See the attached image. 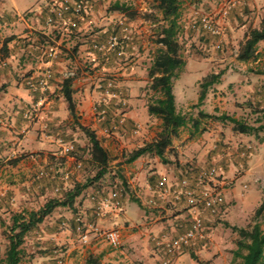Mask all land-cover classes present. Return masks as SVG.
Wrapping results in <instances>:
<instances>
[{"label":"rangeland","instance_id":"1","mask_svg":"<svg viewBox=\"0 0 264 264\" xmlns=\"http://www.w3.org/2000/svg\"><path fill=\"white\" fill-rule=\"evenodd\" d=\"M115 2L129 9L125 16L114 11L113 6L116 5L112 4ZM238 3L239 0H201L198 2L186 1L182 4L179 18L181 32L177 40L184 66L175 72L172 78V87L176 95L177 109L187 117L197 116L194 106L197 103L200 83L212 73L223 72L219 83L208 89L210 106L219 102L229 116L250 125L258 126L257 119L264 122V113L256 109L253 97V93L264 83V75L256 73L264 71V47H261L260 50V62L255 63V60H250L244 63L237 59V53L246 32L243 29L239 32V29L248 20L251 26L252 24L257 25L261 16L259 14L258 17L256 11L246 7L244 10L247 14L246 22L241 16L235 15L236 21L232 20L233 25H229V21H231L229 14L237 10L240 12L242 9ZM262 8L264 9V6ZM98 9L101 14L96 12V17L99 20L108 19L103 21L107 24L114 22L118 26V30L116 28L117 31L112 34L105 31L106 35H109L104 41L97 44H106L110 35H116L119 40L117 51L122 54L119 56L115 51L106 52L105 55L96 52L98 58L96 83L88 85L90 89L96 88V119L109 123L111 119L125 118L126 106L123 105V101H120L122 98L116 99L117 105H115V108L121 110L110 112L108 114L110 117L99 111V105H108L111 100H114V97H111L108 92L120 90L123 86L119 85L120 79L122 81L134 78V81L137 82L134 87L137 95L133 99L138 101L136 106L138 121H133L132 124L122 121L123 124L122 122L119 124L122 127L120 131L122 134L119 137L116 135V130L110 128L109 125L102 126L101 131L97 130L100 142L103 143L105 140L111 139L115 144L114 148L108 151L107 173L102 178L103 181H100L103 185L100 186L99 182L96 185L99 187L96 192L90 189L81 194L75 200L73 209L61 207L55 209L38 226L37 231L28 234L19 264H86V260L92 257H97L99 264H197L190 257L191 252L197 260L204 264H240L241 260L233 255L238 235L230 227L250 228L257 224L264 230V211L260 217L255 218L254 216L255 210L264 201V132L257 136H237L238 134L232 131L230 124L224 123V127H222L220 122L208 119L203 120V125L200 126L202 131L193 136L189 126L180 130L178 139L179 141L185 140L181 146L175 145L177 139L173 140L174 147L169 148L164 157L167 163H162L167 166L166 171L174 172L173 165L176 161L175 169L182 166L184 170L193 172L215 164L221 166L225 172L227 181L225 189L234 190V192L230 194L227 191L224 192L225 203L218 216L205 222L206 240L166 262L168 258L158 243L182 233L171 231V229L175 219L187 218L185 215L179 217L187 210L176 211L179 206L172 204L173 202L169 200L170 196L160 201L161 207H158V203L154 209L149 207L147 200L152 197L153 190H150L149 193L146 192L147 177L141 172V164L135 171H132L126 166L125 161L126 155L131 151L154 140L158 134L157 129L160 128V121L153 117L147 118L144 112L154 98V93L150 89L151 78L148 76V70L156 50L153 43L156 29L155 18H153L155 10L151 0H110ZM156 18L160 20L161 16L157 15ZM203 19L216 28L219 34L213 35L207 32L202 25ZM105 26L107 27L104 25L100 29L99 25H96V32L106 28ZM5 34V32L1 34L0 42L8 38L5 37L7 36ZM125 35L128 39H124ZM85 73L91 75L93 70L85 69ZM124 86L127 87V85ZM216 112L214 111V113ZM32 117L25 120L33 123ZM27 130L26 128L20 133L14 134L13 137L15 140L21 141ZM187 136L193 137L189 141L195 143L196 146L186 145ZM220 136L225 142L222 143L223 148L232 149L233 153L229 156L232 160L231 163H225L228 159L225 155L215 159L207 158L206 149L204 147L198 149L200 140L206 138L212 142ZM72 139H76L78 144L83 146L81 150L86 146L84 144L87 143V140L82 133L75 134ZM85 153L86 150L82 156H85ZM218 153L224 152L221 150ZM250 159L252 162L247 163ZM18 160V158H11L0 167L15 165L14 163ZM154 160L155 162L152 160L147 163V166L156 165L157 158ZM230 164L233 165L231 172L229 170L231 168H228ZM81 168H77V170H82ZM84 171L88 174V179L96 173L89 165L84 168ZM248 171L250 174L246 178ZM167 177L171 178L170 182L173 184L182 178L179 173L176 176L169 172ZM131 184L135 186L137 195L130 192L128 186ZM56 188L59 190L56 191ZM68 189L69 187L64 188L63 184L58 186L56 184L47 193L41 195L30 192L26 201L28 209L37 210L53 198L62 199L63 192ZM1 190L3 189L0 182ZM115 190H120L121 195L126 198L125 204H123L124 200L121 201L120 210L112 211L118 217L108 219V215L96 216L94 214L96 195L105 199ZM93 197L95 200L92 199ZM180 201L182 200L180 199L176 203ZM5 205V203L2 205L0 203V258L3 257L7 244L4 230L9 223L10 213L18 212L20 208L14 207L10 210ZM86 210L93 212L90 220L86 215ZM105 219L107 220L104 222ZM89 221L96 222L95 225L103 230L118 229L121 235L119 246L112 247L105 240L94 238L92 233L89 234L87 243H82L81 234L77 228L80 227L81 232L86 231L85 226L91 224ZM167 221L171 224L168 231H159L158 228L164 226Z\"/></svg>","mask_w":264,"mask_h":264},{"label":"crops","instance_id":"2","mask_svg":"<svg viewBox=\"0 0 264 264\" xmlns=\"http://www.w3.org/2000/svg\"><path fill=\"white\" fill-rule=\"evenodd\" d=\"M106 1L110 0H93L90 4L89 13L83 20L78 22V27L76 29H69L60 22H56L53 25L46 24L45 17L49 0H0V36L5 32V35H7L5 37H8L0 42V61L6 64L4 67H0V166L3 163H7L11 158L19 159L18 162L14 163L15 165L0 167V182L3 189L0 191V203L1 205L5 203V206L10 210L14 207H17V209L20 207L18 212L23 210L30 211L31 209H28V204H26L30 192L41 195L47 193L56 184L57 186L63 184L64 188L69 187L70 189L74 183H80V181L84 182V178H87L88 175L84 171L87 165L91 166V168L96 171L95 166L90 163L91 155L88 149H85L86 155L82 156L85 151L81 150L83 146L78 144L79 142H77L76 139H72L75 134L81 132L78 130L73 118L69 115L67 103L62 96L61 89L64 80L69 79L71 82V89L73 91L72 98L75 104L78 123L89 128L95 135H97L98 129L100 131L102 130V126L109 125L110 128L116 130V135L119 137V135L122 134V132H120L122 127L119 125L122 121L130 124H132L133 121H138L136 114L138 101L133 99V97L137 95L134 90L137 82L134 81V78L131 80L123 79L122 81L120 79L119 85L123 86L120 90H117L114 95H111V97H114V100H111L108 105H103L109 113L117 112L121 109L115 108V105H117L116 99L122 98L120 101H123V105L126 106V113H124L125 118L120 120L111 119L109 123L96 119V88L90 89L88 86L89 84L94 85L96 83V62L98 58L96 52L93 50V45L104 41L109 35H106V32L112 34L118 30V26L115 25L114 22H108L107 24L103 22L106 18L99 20L96 17V12L101 14L98 7L104 5ZM238 4L242 9L240 12L237 10L229 14L231 18L229 25H233L232 20H234V22L236 21L235 15L241 16L243 21L246 22L247 14H245L244 11L246 7H250L249 9L256 11L258 17L259 14L261 16L260 19L258 18L257 25L252 24L251 26L248 20V22L244 23L239 29V32L241 29L246 31L243 37L244 41L247 32L253 28H257L260 20L264 17V9L262 8L264 6V0H239ZM112 5L123 6L117 2ZM94 8H96L97 11L94 10ZM115 12H118L121 16L126 15V13L117 10ZM96 25H99L100 29L104 27V25H107V27L105 26L106 28L96 32ZM4 41L8 42L5 49L2 51L1 48ZM54 47L58 48V54L55 59L50 60L46 56V50ZM261 47H264V42H259L256 46L257 56L254 59L256 61L255 63L261 60ZM102 61L104 60L102 59ZM88 68L93 70L91 75H86L85 73V69ZM47 69L51 71L52 76L45 94V102L40 105L34 113V108L42 96L39 91L30 89L26 81L32 76L37 83ZM124 85H127V87ZM207 93L202 104L195 107L196 113L203 112L206 114L229 115L225 113V108H222L219 102L211 107L209 104L211 102L210 95ZM173 94L177 109V100L174 90ZM214 111L217 112L214 113ZM144 112L147 118L152 117L148 115L147 107ZM33 114L35 115V118L32 119L33 123L25 120L26 118L30 119ZM196 117L197 116H193L192 118ZM219 124L224 127V123ZM202 125L203 120L201 121V126ZM26 128L28 130L25 137L21 141L15 140L13 135L20 133ZM160 130L161 127L157 129V133H159ZM201 130L202 128L200 127V131ZM237 136H243V134H238ZM190 138L193 139V137L187 136L186 145L188 144L187 146L190 147L192 145L196 146L195 143L193 144V142L189 141ZM215 139L216 140L212 142L206 138L200 140V142H198L200 144L198 149L204 147V149H206L207 158L215 159L225 155V157L228 158L226 161L224 160L225 163H231L232 160L229 156L233 153L231 152L232 149L223 148L222 143L225 142L222 136ZM184 140L179 141L177 138L175 145L181 146ZM149 142L151 141H148V143ZM173 142V146H171L170 149L174 147ZM72 143L76 146L75 156H69L64 153V147ZM212 143L214 144L212 145ZM100 144L107 153L115 146L111 139H107L103 143L100 142ZM84 145H86L84 148H87L88 140ZM221 150L224 153H218ZM154 158H157L158 161L156 165L147 166V163H150L152 160L155 162ZM160 161L158 157L146 155L126 165L131 168L132 171H135L141 164V172L147 177L145 185L147 187L146 192L149 193L151 192L150 190H153V192H151L152 196L155 195L156 189L154 188L157 187L159 182L164 183L162 189L176 187L179 180L178 182L176 181V183L174 182V184L170 182L171 178L167 177L168 172L176 176H178L179 173L182 178L191 177L193 175L192 170H184L182 166H180V168L178 167L179 169H175V167H177V161L173 165L174 172L170 170L167 172V166L162 165ZM235 162L237 161L235 160ZM250 162H252L251 159L247 163ZM77 164H80L82 170H77ZM225 167L227 166L225 165ZM228 168H231L229 169L231 172L233 165H228ZM115 169L117 170V168ZM180 169L183 172H179ZM41 172L45 173L43 177L39 175ZM249 174V171L246 172V178H248L247 175ZM116 176L119 177L118 174H116ZM169 176L171 177V175ZM100 181L103 180L100 179ZM99 182H95L94 185L86 189L83 193L90 189L96 192V189H99V187H96ZM99 185L102 186L103 184L100 182ZM128 188L131 193L137 195L134 185L131 184ZM55 190L57 191L59 189L56 188ZM226 191L228 194L234 192V190L229 191L224 189V192ZM121 200H124L123 204L126 203L125 197L122 196ZM169 200H173L172 196ZM181 200L182 201L178 203L171 202L173 205L178 204L179 207L177 210L175 209L176 211L182 209L187 210L184 198L182 197ZM156 203H158V207H161L160 200H157ZM92 214L93 212L91 210H86V215L89 220ZM106 215H108V219L118 217L115 213H108ZM183 215L187 218H181V220L175 219L171 231L173 230L180 233L188 228V211L179 217H183ZM106 220L107 219H105L104 222ZM89 223L96 224V222L93 223L90 221ZM170 225V222L167 221L164 223V226H161L162 228L160 227L158 229L159 231L164 230L166 232Z\"/></svg>","mask_w":264,"mask_h":264},{"label":"trees","instance_id":"3","mask_svg":"<svg viewBox=\"0 0 264 264\" xmlns=\"http://www.w3.org/2000/svg\"><path fill=\"white\" fill-rule=\"evenodd\" d=\"M198 2L201 0H152L155 13V35L153 43L156 46L152 64L148 70V76L151 78L150 89L154 93L152 102L147 105V113L149 116L160 120L161 130L157 137L145 144L144 146L131 151L126 155V163L129 164L138 158L146 155L158 157L162 163H167L164 159L166 152L172 146L174 139L179 137L180 130L190 127V133L193 136L200 132L201 121L208 119L214 122L227 123L231 125L234 133L243 135L257 136L264 132V122L257 119L258 126L250 125L242 120H238L226 114H206L198 112L196 118L187 117L177 111L175 97L173 94L172 78L177 70L184 66V62L180 56V45L178 43V35L181 32L179 18L183 2ZM114 10L122 13H128L129 9L124 6H114ZM160 14L161 19L157 20L156 16ZM208 32V31H207ZM8 41H4L2 51L5 49ZM259 42H264V17L260 20L257 28L249 30L244 38L237 53V59L241 62H248L256 58V46ZM257 74L264 75V71H258ZM223 72L212 73L200 83L197 104L198 107L205 99L206 93L214 84L219 83ZM62 96L67 103L69 115L73 118L78 130L88 140L87 148L91 155V164L96 168V173L90 179H86L83 183H74L72 187L63 192L62 199H50L42 207L37 210H23L21 212H12L9 216V223L4 230L5 239L7 241L3 257L0 258V264H19L23 255V245L28 234L37 231L38 226L50 216L57 208L73 209L75 200L81 194L99 182L106 173L109 164V156L107 151L101 146L97 135L89 128L78 123L76 116L75 104L73 102L71 82L66 79L62 83ZM114 95L116 91L108 92ZM255 99V107L264 113V83L253 93ZM99 111L105 115L109 111L103 105H100ZM109 117V115H108ZM123 124V122H122ZM202 131V130H201ZM75 144L73 150L67 155L75 156ZM123 183V181H122ZM124 194V191H123ZM95 200V197L92 198ZM104 198L96 195L95 205ZM122 201V200H121ZM95 208V206H94ZM264 211V201L260 203L255 210L254 216L258 218ZM233 232L238 235L236 242V250L233 252L235 258L241 260L240 264H264V230L255 224L250 228L230 227ZM200 241L197 245L201 244ZM186 251V250H185ZM190 257L197 264H204L197 260L191 252ZM86 264H99V259L92 257L86 260Z\"/></svg>","mask_w":264,"mask_h":264},{"label":"built area","instance_id":"4","mask_svg":"<svg viewBox=\"0 0 264 264\" xmlns=\"http://www.w3.org/2000/svg\"><path fill=\"white\" fill-rule=\"evenodd\" d=\"M93 0H49L48 10L45 17L47 25H53L56 22H60L66 25L69 29H76L78 22L83 20L89 13L90 4ZM203 28L213 35H218L219 32L210 23L202 20ZM124 39H128L126 35ZM119 40L116 35H110L106 41V44H94L93 50L100 52L103 55L109 51L117 52L119 56L122 54L117 51ZM218 47V46H217ZM58 54V48L46 50V56L48 59L53 60ZM6 64L0 61V67H4ZM51 71L47 69L42 78L35 82V79L30 76L27 79V85L30 89L39 91L41 98L34 108V113L37 108L45 102V94L48 90V83L51 79ZM35 115L33 114V117ZM73 150V144H67L64 147V153L67 154ZM80 164H77V168H80ZM40 177L45 175L41 172ZM227 185L226 175L221 166L213 164L209 167H202L193 172L191 177H183L179 180L176 187H169L162 189L163 182H159L155 195L148 200V205L151 208H156L157 200H164L167 196H172V202L179 201L182 197L185 200L189 226L181 234L171 237L166 240H162L158 243L162 246L164 255L168 258L166 262L183 253L185 250L194 248L201 241L206 240V228L205 222L209 219L218 216L221 207L225 203L224 189ZM121 191L115 190L111 192L108 198L102 199L97 202L95 206L94 214L96 216L104 217L112 211L120 210L122 206ZM86 231H80V240L82 243H87L89 240V234L92 233L94 238L105 240L110 246L117 247L120 244V231L118 229H100L94 224H87Z\"/></svg>","mask_w":264,"mask_h":264}]
</instances>
